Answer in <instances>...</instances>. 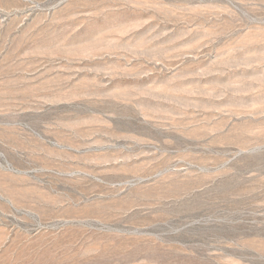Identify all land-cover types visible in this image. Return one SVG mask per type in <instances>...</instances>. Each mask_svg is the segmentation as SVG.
I'll return each mask as SVG.
<instances>
[{
    "label": "rangeland",
    "instance_id": "rangeland-1",
    "mask_svg": "<svg viewBox=\"0 0 264 264\" xmlns=\"http://www.w3.org/2000/svg\"><path fill=\"white\" fill-rule=\"evenodd\" d=\"M0 264H264V0H0Z\"/></svg>",
    "mask_w": 264,
    "mask_h": 264
}]
</instances>
